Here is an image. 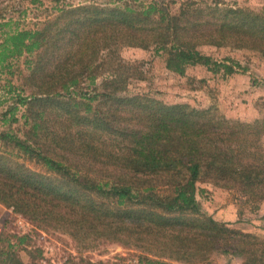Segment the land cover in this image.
Segmentation results:
<instances>
[{"label":"trees","instance_id":"obj_1","mask_svg":"<svg viewBox=\"0 0 264 264\" xmlns=\"http://www.w3.org/2000/svg\"><path fill=\"white\" fill-rule=\"evenodd\" d=\"M120 47L164 52L166 69L179 75L195 65L233 75L240 64L203 49L264 58V12L195 2L175 13L156 2L85 4L60 9L38 30L5 34L0 76L9 60L34 59L26 62L29 99L17 95L12 105L23 109V137L0 129V204L87 248L139 250V264H204L215 253L231 263L264 264V235L216 222L196 199L197 183L207 180L248 202L264 201V151L256 138L264 123H230L210 109L129 93ZM105 57L119 67L96 84ZM84 79L89 92L80 89ZM5 242L0 264H22Z\"/></svg>","mask_w":264,"mask_h":264},{"label":"rangeland","instance_id":"obj_2","mask_svg":"<svg viewBox=\"0 0 264 264\" xmlns=\"http://www.w3.org/2000/svg\"><path fill=\"white\" fill-rule=\"evenodd\" d=\"M125 2L137 8L156 2L172 13L177 12L183 2H195L200 6L217 3L221 7L223 4L257 13L264 12V0H252V7L249 6V0H137L136 2L132 0H0V43L7 33L42 28L46 22L58 16L59 10L64 7L85 4L121 5ZM203 50L218 60L228 56L240 64L241 69L233 75H225L222 71L213 73L202 65H195L186 67L184 74L179 75L166 69L164 52L156 54L153 49L120 47L117 55L128 63L121 66V73L128 71L130 74L127 91L143 92L164 104H188L201 110L210 109L216 117L224 118L230 123L262 125L264 123V58L256 57L248 51L230 48L205 47ZM111 52L112 49L109 53ZM106 54H108L107 50L101 53V57ZM24 57L9 60L8 70L0 76V129L9 130L20 138L26 130L24 120L21 118L23 109L18 107L15 110L12 105H15L17 95L29 99L31 89L24 85L29 75L26 62L34 59L33 56ZM103 59L104 66L98 70L96 84L119 67V64L113 63L114 59L109 57ZM92 88L93 85H90L89 81L82 80L80 89L89 92ZM13 91L14 94L10 93ZM3 118L5 124L1 123ZM257 129L256 138L264 151V124ZM3 149L11 150L7 146ZM25 162L33 170H42L36 164ZM197 186L199 193L196 199L203 213L211 216L218 223L230 224L233 229L244 233L259 237L264 235V201L248 202L241 194L213 186L207 180L198 182ZM0 228V251L6 245L5 241H10L22 264H82L84 262L139 264L138 257L141 255L139 250L115 243L87 248L79 245L63 231L34 223L1 204ZM18 238L25 239L23 244L17 246ZM164 262L182 264L167 260ZM204 264L240 263L228 262L222 255L215 253Z\"/></svg>","mask_w":264,"mask_h":264},{"label":"crops","instance_id":"obj_3","mask_svg":"<svg viewBox=\"0 0 264 264\" xmlns=\"http://www.w3.org/2000/svg\"><path fill=\"white\" fill-rule=\"evenodd\" d=\"M250 1V4H249V6H251L252 7V0H249ZM245 5H248V4H245Z\"/></svg>","mask_w":264,"mask_h":264},{"label":"built area","instance_id":"obj_4","mask_svg":"<svg viewBox=\"0 0 264 264\" xmlns=\"http://www.w3.org/2000/svg\"><path fill=\"white\" fill-rule=\"evenodd\" d=\"M0 231H1V228H0Z\"/></svg>","mask_w":264,"mask_h":264}]
</instances>
